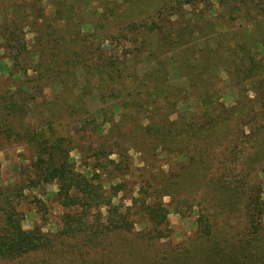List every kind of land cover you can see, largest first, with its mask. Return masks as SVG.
<instances>
[{
  "label": "trees",
  "instance_id": "1",
  "mask_svg": "<svg viewBox=\"0 0 264 264\" xmlns=\"http://www.w3.org/2000/svg\"><path fill=\"white\" fill-rule=\"evenodd\" d=\"M61 1L56 4L60 9H55L52 23L63 20L66 27L56 29L59 32L58 38L52 37L50 32L40 36L36 33L33 52L27 49L23 29L29 25L28 20H35L36 23L43 18L40 12L33 18L26 11L21 13V9L30 4L37 5L38 1L17 3L15 7L19 10L13 18L8 12L14 9V6L6 9L4 23L0 27L6 59L11 62L14 70L27 72L31 69L37 73L36 78L25 77L22 83H39L43 79L54 84L72 83L70 78H66L68 71L82 66L90 76L87 86L83 88L84 92L97 93L105 103L108 98L114 112H117V120L112 113H108L109 108L104 107L99 110V116L90 115L95 121L90 119V116L86 117V103L83 98L77 96L70 98V101L69 98L66 99L67 102L60 99L53 102V106L65 107L64 113L69 114L68 118L72 124L79 123L80 119L85 117L83 126L77 130L79 139L62 135L60 129L58 131L57 128L62 124L61 114L52 115L46 131L27 130L21 133L16 132L8 121V116L17 114L14 94L7 92L0 97V151L2 142H5L18 146L26 143L33 152L31 164L20 167V182L13 186H0V260L4 261L33 257V264H50L38 259L43 253H49L56 248L62 237L77 239L85 235L89 243L101 245L105 235H108L107 232L123 233L132 229L134 223L129 219V212H126L130 211V208L122 209V205H111V198L124 190L125 185L116 183L110 189L111 193H108L98 175V172L104 169L101 167L102 160L113 151H116L119 158L115 168L125 175L128 167L125 141L136 143L140 152L155 163L159 155L171 157L169 171L161 172L163 180L157 181L156 187L151 188L150 193L146 184L139 186L137 197L132 200L133 208L138 207L140 217L145 218L150 225V228L141 234L142 238L148 241L161 239L167 230L164 224L166 213L160 201L162 194L168 190L179 193L188 179L193 181L190 185L199 186V180H205L211 170L198 148L180 149V141L184 142L188 133L199 135L201 130L215 128L223 123V118L230 113L236 110L240 113L242 103L244 104V95L240 94L235 99L236 107L230 111L216 101L214 93L206 88L198 97L199 91L197 92V98L190 99L189 107L192 109L181 114L175 122L171 121L170 116L176 114L179 102L183 97L189 96L187 89L182 90L170 82L171 78H174L170 69L174 58L169 56V53L179 47L178 42L174 41L175 38L185 41V45L190 44L189 52L175 61L177 74L182 77L184 72L190 70L195 57H200L202 69H195L193 77V80L198 79L195 82L197 87L199 83L209 80L207 74L212 70V64H208L202 56L215 53V50L208 45L202 48L193 46L192 38L196 32L219 35L226 31L231 21L238 18L247 24H255L256 28L252 27L254 39L244 40L246 33L242 37L236 34L233 38L229 37L228 46L217 48L220 53L231 52V56L241 64L246 60L245 56L250 55L253 50L250 44L257 46L264 42V0H218L217 15L207 21L204 16L205 10L211 4L209 0H160V6L151 15L140 21L134 19L123 23L116 33L109 37L111 42L122 43L121 54L105 57L104 50L98 47L94 53L85 55L84 50L79 52L76 49L83 37L79 36L78 29L69 26L80 13V7ZM98 1H106L105 10L114 12L110 1ZM192 16H198V20L191 21ZM46 28L49 26L46 25ZM152 38L156 40V46ZM59 40L65 42L60 43ZM131 42L135 43L132 48ZM29 52L39 58L37 64L31 65L24 59ZM143 56H146L148 72L143 75L125 73L131 62L139 64ZM41 71L44 75L39 74ZM52 73L56 75H51ZM254 76L258 74L253 73L249 81H253ZM95 82L97 83L94 84ZM255 84L259 87H254V91L261 97L264 94V85ZM18 90V94H25L24 86ZM246 103H250L253 109L245 115L248 118L239 119L240 130L228 145L229 152L227 153V148L219 160L220 165L216 172L208 180V184L204 183L210 192L217 196L222 208L238 215L242 220L244 235L237 239L229 251L224 252L217 241L213 243L219 262L225 264H264V116L257 114V110H264V103L258 100H247ZM101 118L102 123L108 122L111 125L105 136L102 135L101 124H98ZM245 127H248V135L245 134ZM84 138L92 140L89 146L79 148L83 165L90 170V174H94L90 175V178L76 172L69 158V152L78 142H83ZM121 161H124L122 167ZM42 183L57 184L55 201L66 210L63 215V229L54 236L43 233L37 226L24 231L21 227L23 214L17 210L15 203L22 197L25 188L38 187ZM150 195H154L152 201H148ZM104 206H110L113 210L106 223L100 220L99 213L100 208ZM198 218L197 226L201 236L213 238V227L208 222V217L199 215ZM215 240L218 239L212 242ZM77 242L82 248L87 246L85 241ZM56 252L62 254L59 249ZM184 254L185 258L188 257L189 250H185Z\"/></svg>",
  "mask_w": 264,
  "mask_h": 264
},
{
  "label": "rangeland",
  "instance_id": "2",
  "mask_svg": "<svg viewBox=\"0 0 264 264\" xmlns=\"http://www.w3.org/2000/svg\"><path fill=\"white\" fill-rule=\"evenodd\" d=\"M33 1L30 0L27 3H34ZM37 1V5L30 4V6L21 9V13L26 11L33 18L37 12H40L43 18L39 22L36 21V23L35 20H28L30 21L29 25H26L23 29L27 49L30 52L35 49L36 33L40 36V34L50 32L52 37L58 38L57 34L59 32L56 29L66 27L63 20L53 21L52 23L55 18V9L59 8L56 5L59 0ZM108 1L112 3L113 13L105 10L106 1L104 3L98 0L61 1L68 2L77 8L80 7V13L77 17H74L69 26L78 29L79 36L83 37L80 45H76V49L79 52L84 50L85 55L94 53L93 51L98 47L104 50L105 57L121 54L123 50H120L122 43L111 42L112 40L109 37L115 34L123 23L134 19L140 21L151 15L160 6V0ZM209 1L211 4L205 10V21L210 17L214 18L219 11L218 0ZM31 5L34 6L31 7ZM13 8L8 12L12 18L19 10L15 6ZM209 8L210 10H208ZM61 14H63V11H61ZM190 20L196 21L198 16H192ZM231 22L227 25L226 31L219 35L200 31L194 34L192 38L193 46L202 48L208 45L215 50V53L202 56L205 57L208 64H212L210 66L212 70L208 71L207 74L209 80L199 83L198 87L195 83L198 79L193 80V77L195 69H202L200 57H195L190 65V70L184 72L182 77L176 72L177 64H175V61L189 52L190 44L185 45V41L176 37L174 41L178 42L179 47L174 52L169 53V56L174 58L170 66L174 78H171L170 82L182 90L187 89L189 94L188 97H183L182 101L179 102L176 114L170 116L171 121L175 122L181 114L192 109L189 107L190 99L194 98L199 91L198 97L206 88L214 93L213 96L216 101L222 103L230 111L236 107L237 102L235 99L240 94L244 95L242 100L244 104L242 103L240 113H238V110L230 113L223 118V123L215 128L201 130L199 135L188 133L187 137H184V142L180 141V149L198 148L211 170L205 180H199V186H196V184L190 185L189 183L193 181L188 179L184 182V186H182L179 193L168 190L162 194L160 201L166 213V223H164L167 229L166 234L158 240L148 241L143 239L141 234L144 230L150 228V225L145 218L140 217L139 208H133L132 200L137 197L139 186L146 184L150 193L151 188L156 187L157 181L161 182L163 180L161 172L167 173L169 171V165L172 163L171 157L164 154L159 155L155 163L140 152V148L136 146V143L125 141L124 148L126 149L128 164L125 175L120 174L115 168V165L119 163L116 151H113L106 159L102 160L101 167H104V169L102 172L99 171L98 175L108 193H111L110 189L116 183L125 185L124 190L111 198V205H122V209L130 208V211L126 212H129V219L133 221L134 227L123 233L107 232L108 235H105L101 245L89 243L85 235L79 236L77 239L62 237L57 242L56 248L49 253H43L39 257V261L41 259L50 264H225L219 262L220 259L215 255L216 251L213 243L217 241L224 252L229 251L237 239L244 235L242 220L238 215L227 212V209L222 208V205L218 203L217 196H214L204 183L208 184V180L212 178L220 165L219 160L222 154L240 130L238 127L239 119L242 117L248 118L245 115L253 109L250 103H246V105L245 102L247 100L253 102L258 100L264 103V94L260 97L254 91V87H259L255 83L264 85V42L257 46H254V43L250 44L249 46L253 47V50L250 55L245 56L246 60L242 64L231 56V52L220 53L217 49L223 45L228 46V39L233 38V35L236 34L242 37L246 33L243 36L244 40L254 39L252 27L256 28L255 24H252V22L247 24L241 18ZM46 25L49 28H46ZM261 38L262 36L259 39ZM152 41L156 46V40L152 38ZM59 42L65 41L59 40ZM183 45H185L184 48H182ZM134 46L135 43L131 42L130 47ZM4 47V41L0 38V97L6 95L7 92L14 94L13 99L17 104V114L8 116V121L13 125L16 132L22 133L27 130L34 132L46 131L48 121L52 119V115L61 114L62 124L57 128L58 131L60 129L62 135L79 139L80 135L77 134V130L83 126L85 117L83 116L79 123L72 124L68 118L69 114L64 113L65 107L59 105L55 108L53 106V102H58L60 99L66 100L69 98L70 101V98H77V96L83 98L86 103L87 110L86 113L84 112L86 117L91 114L99 116V110L104 107V109L109 108L108 113H112L114 119L117 120V112H114L108 98H106L105 103L97 93L90 91L89 94H86L87 92H84L83 88L87 86L90 76L82 66L79 65L77 68L68 71L69 74L66 75V78H70L72 83L54 84L47 79L45 81L43 79L44 82L41 80L39 83L35 81L33 83H22L25 77L36 78L37 73L31 69L27 72L12 69L11 62L6 59ZM29 53L24 56V59L28 60L27 62H30L31 65L37 64L39 58L33 53H30L31 55ZM103 59L105 58L103 57ZM126 60L128 61L127 58ZM135 67L137 68L135 69ZM148 69L146 56H143L139 64L131 62L129 67L125 69V73L143 75L148 72ZM42 73L43 71L39 72L40 75ZM253 73H257L258 76H254L253 81H249V77H252ZM53 74L56 75V73L51 75ZM21 86H24L25 94H18V89ZM257 114L263 117L264 110H257ZM91 118L95 121L94 117L90 116ZM98 124H101L102 135H107L111 127L110 123H102L101 118L98 120ZM244 129L245 134L248 135V127ZM107 140H110V138H107ZM2 143L0 157L3 166L0 164V186H13L20 182V167L31 164L33 152L26 143L22 146L14 143ZM90 143H92L91 139L84 138L83 142H78L75 148L69 152V158L76 172L86 175L88 178L94 176V174L92 172L90 174V170L83 165L79 148L89 146ZM120 164L121 167L124 166V161H121ZM147 171L151 173L147 174ZM229 171L231 172L230 169ZM57 192L58 186L56 183H42L38 187L31 188V186H28L25 188L22 197L15 201L17 210L23 214L21 227L24 231L32 230L36 226L40 227L41 231L49 236L57 235L62 231L64 225L63 215L66 210L55 201ZM152 197L154 195H150L148 201H152ZM72 211L80 210L72 209ZM99 213L101 215L100 220L106 223L107 217L113 213V210L110 206H104L100 208ZM199 215L208 217L209 221H207L213 227V238L207 239L199 233L197 226ZM214 239L218 240L212 242ZM77 240L83 241V243L86 242L87 246L84 245L82 248ZM58 249L62 251V256L56 252ZM187 249L189 255L185 258L184 252ZM33 262V257L15 261L0 260V264H33Z\"/></svg>",
  "mask_w": 264,
  "mask_h": 264
},
{
  "label": "crops",
  "instance_id": "3",
  "mask_svg": "<svg viewBox=\"0 0 264 264\" xmlns=\"http://www.w3.org/2000/svg\"><path fill=\"white\" fill-rule=\"evenodd\" d=\"M23 1L29 2L30 0H0V25L2 24V22H4L3 20L5 17L4 11L10 7L16 6L17 3H22ZM0 164H2L1 157H0Z\"/></svg>",
  "mask_w": 264,
  "mask_h": 264
}]
</instances>
